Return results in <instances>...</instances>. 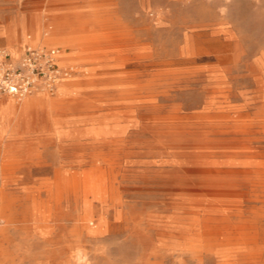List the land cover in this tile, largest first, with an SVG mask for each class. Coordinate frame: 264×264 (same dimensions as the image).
Masks as SVG:
<instances>
[{
	"label": "rangeland",
	"instance_id": "374dc122",
	"mask_svg": "<svg viewBox=\"0 0 264 264\" xmlns=\"http://www.w3.org/2000/svg\"><path fill=\"white\" fill-rule=\"evenodd\" d=\"M39 45L73 73L0 105V264H264V0H0Z\"/></svg>",
	"mask_w": 264,
	"mask_h": 264
},
{
	"label": "built area",
	"instance_id": "2783aa9c",
	"mask_svg": "<svg viewBox=\"0 0 264 264\" xmlns=\"http://www.w3.org/2000/svg\"><path fill=\"white\" fill-rule=\"evenodd\" d=\"M60 51L55 47L27 48L16 59L0 48V99L11 97L17 101L37 90L50 94L60 80H66L73 68L60 67Z\"/></svg>",
	"mask_w": 264,
	"mask_h": 264
},
{
	"label": "bare ground",
	"instance_id": "6f19581e",
	"mask_svg": "<svg viewBox=\"0 0 264 264\" xmlns=\"http://www.w3.org/2000/svg\"><path fill=\"white\" fill-rule=\"evenodd\" d=\"M55 27V26H54ZM59 27V26H58ZM53 29H55V28H53ZM60 29H63V28H60ZM48 35L47 33H45V32H43L42 34H41V36L42 35H44V36H46V35ZM73 40H75V38L73 39ZM71 41V40H70ZM60 41H57L56 39H55V35H53L52 33H51V35H50V37L48 38V39H43V40H41V37H39L38 38V43H41V44H45V45H53V46H55V45H57V43H59ZM85 43V42H84ZM10 45V44H9ZM39 47H43L42 45H39ZM39 47H35V48H39ZM45 47H47V46H45ZM27 48H31V47H24V48H22L20 51H19V53H17L16 54V52H12V53H10L9 51V54L11 55V58L13 59V60H16L22 53H23V51L24 50H26ZM58 64H59V62H58ZM60 67H66V66H61V65H59ZM67 66H69V67H71L70 65H67ZM59 82L60 81H58L57 82V84H56V88H55V94H56V91H57V89H58V87H59ZM45 94H48V95H53V94H49L48 92H46V91H44V90H37V91H35V92H33L32 93V95H45ZM31 95V94H30ZM31 95V96H32ZM30 97V96H29ZM26 98V97H25ZM25 98H23L22 100H20L19 102H22ZM9 100H13V101H15L13 98H11V97H9L8 98ZM34 101V100H33ZM16 102V101H15ZM34 109V108H33Z\"/></svg>",
	"mask_w": 264,
	"mask_h": 264
},
{
	"label": "crops",
	"instance_id": "0c3cea01",
	"mask_svg": "<svg viewBox=\"0 0 264 264\" xmlns=\"http://www.w3.org/2000/svg\"><path fill=\"white\" fill-rule=\"evenodd\" d=\"M15 47H17V46H15ZM66 61V60H65ZM64 63V59H62L61 58V56H60V59H59V65H61V66H64V65H62ZM59 88V87H58ZM10 100L9 99H6L5 101H3V102H0V105H2L3 103H6V102H9ZM8 108V107H7Z\"/></svg>",
	"mask_w": 264,
	"mask_h": 264
}]
</instances>
